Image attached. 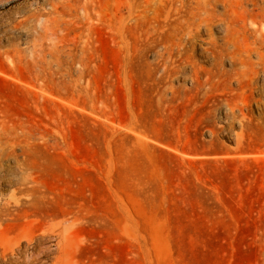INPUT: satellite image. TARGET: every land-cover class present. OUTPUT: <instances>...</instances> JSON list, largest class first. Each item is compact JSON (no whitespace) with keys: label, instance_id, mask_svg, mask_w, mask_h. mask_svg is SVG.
I'll list each match as a JSON object with an SVG mask.
<instances>
[{"label":"rangeland","instance_id":"374dc122","mask_svg":"<svg viewBox=\"0 0 264 264\" xmlns=\"http://www.w3.org/2000/svg\"><path fill=\"white\" fill-rule=\"evenodd\" d=\"M57 1L0 3V264H264V72L174 61L195 0Z\"/></svg>","mask_w":264,"mask_h":264},{"label":"bare ground","instance_id":"6f19581e","mask_svg":"<svg viewBox=\"0 0 264 264\" xmlns=\"http://www.w3.org/2000/svg\"><path fill=\"white\" fill-rule=\"evenodd\" d=\"M5 1L7 0H0V3ZM59 1L60 0L54 2L52 4V7L56 8L59 4ZM220 1L225 4L227 2H230L228 0H195V5L193 6L192 10V12H194V15H192L191 18H186V16L183 17L180 21V23L182 24H180L178 27H175V36L178 40L177 44L180 47L173 55L175 57L174 61H181L187 57L186 51L184 50L186 40L190 41L201 30H207L210 31L209 43L215 50V57L222 58L226 54L230 53V57L232 59H239V62L242 65L246 64L247 68H255L256 70L252 69L255 75H257L259 72H264V0H241L240 2L241 7L245 11L247 21L250 26L248 31L252 36V40L249 42L248 47H246L244 50L246 53L245 55H242V49L234 44V39H232L233 32L230 26H227L226 34L223 36L222 44H219L217 38L213 36L212 28L215 23H223L227 21V12L219 13L217 11V8L215 7ZM194 9L197 10L196 13ZM231 46H233L234 48L231 49ZM252 56H255V59L252 60ZM216 63H219V60L218 62L216 61ZM201 70H204L206 72V68L204 66L195 63V73L200 72ZM206 78L207 83L211 81L209 76H207ZM205 85V82H201V86L204 87ZM205 91L208 93L207 90Z\"/></svg>","mask_w":264,"mask_h":264}]
</instances>
